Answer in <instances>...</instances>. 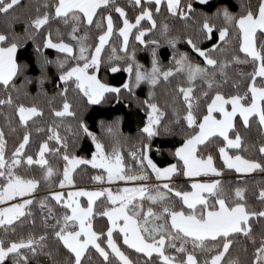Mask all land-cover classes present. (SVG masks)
Returning <instances> with one entry per match:
<instances>
[{"label":"snow or ice","instance_id":"1","mask_svg":"<svg viewBox=\"0 0 264 264\" xmlns=\"http://www.w3.org/2000/svg\"><path fill=\"white\" fill-rule=\"evenodd\" d=\"M196 3L208 6V0H127L137 10L130 19L118 0H37L21 33L0 32L6 45L0 46V264H264V207L255 208L240 186L247 175L264 173V0H239L235 13L225 4L198 11ZM21 6L22 0H0V17ZM165 13L183 22V31L158 22ZM27 42L39 75L18 86L28 65L18 63L17 50ZM181 42L202 62L181 51ZM163 45L171 50L167 65ZM46 50H55V58ZM140 51L150 66L137 60ZM49 65L58 73L49 100L53 120L33 128L44 109L14 93L34 79L47 96ZM101 69L127 78L109 83ZM180 76L162 108L155 89ZM142 84L143 100L136 96ZM69 93L84 108L125 96L137 104L144 117L135 142L122 136L116 117L99 122L106 143ZM56 96L62 104L53 107ZM253 126L258 144L245 135ZM33 133L40 139L33 141ZM177 134L182 142L170 150L171 162L158 164L156 139ZM83 138L93 146L89 156L73 150ZM80 166L92 173L85 186L75 176ZM257 189L254 199L264 205V184ZM98 221L104 223L97 227ZM241 240L245 246L233 255Z\"/></svg>","mask_w":264,"mask_h":264},{"label":"trees","instance_id":"2","mask_svg":"<svg viewBox=\"0 0 264 264\" xmlns=\"http://www.w3.org/2000/svg\"><path fill=\"white\" fill-rule=\"evenodd\" d=\"M37 0H22V6L16 8L8 18L0 17V32H5L10 34L12 31L21 33L23 31V23L27 21L30 14H34L32 11V7L35 5ZM118 2L126 7V12L129 15L130 19H134V15L137 14V10L133 5H128L127 0H118ZM255 2V0H253ZM225 4L228 6L229 10L232 12L239 11V0H208L207 7H201L199 3H196L194 6L198 11L208 12L211 13L215 11V9L220 5ZM163 11V8H162ZM12 17H17L18 19L15 20L14 23L9 24L6 23V20H11ZM158 22L163 21L170 25L173 32H180L183 31V22L179 20H173L170 17H167V14L156 17ZM217 24H222L221 20L216 21ZM53 28L57 27V25H53ZM6 46V45H0ZM202 46L208 47L209 45L205 42ZM178 48L181 51H187L190 53V56L194 57L197 62H202V58L196 57L194 53H191V50L181 42L178 44ZM171 50L166 46L163 45L160 49V56L162 62L167 65L168 57L170 55ZM46 54L49 56L50 59H54L56 56L55 50H46ZM17 57L18 63H24L28 65V68L18 77L15 79V83L20 86L21 82L25 79V77H36L39 75V67L36 63L35 51L31 42H27L23 48L17 50ZM137 60L143 63L145 66H150V57L147 51H140L137 53ZM250 70V69H249ZM99 75L109 83L117 84L118 82H122L123 79L127 78V74L120 72L117 74H111L104 69H101ZM57 70L55 65L48 66V77L49 79L44 83V90L47 92V96L39 94L37 90V84L33 79L31 83L24 85L20 88L19 93H14V96H19V102L25 103L26 105H30L32 103L38 104L40 107L44 109V116L36 120L33 124V128L36 125L41 127H45L48 123H51L53 120L52 114L49 110V100L55 94V87L54 85L57 83ZM183 80V77H176L175 79L171 80L168 83L161 82L159 87L155 89L157 103L162 107H166V102L170 100L169 92L175 88L178 81ZM148 92V86L146 84H142L140 87L136 89V96L139 99L143 100L146 98ZM75 94L69 93L70 100H73L74 106L76 107L78 112H83V115L86 119V122L89 124L92 131H94L97 136L101 137L107 143L106 134L100 128V121H105V123L111 122L116 117H119V131L123 137H129L128 143L135 142V138L137 136V130L141 126V120L144 117V113L140 110L139 106L135 103H129V100L125 96L122 98L121 102L117 103L114 100L108 103H104L101 105H92L84 108V101L79 99H74ZM62 104L61 99L56 96L54 100H52V106L56 107ZM3 111L11 113V109L5 108ZM170 118V116H169ZM18 119V117H17ZM65 124H71L73 127L76 125V121L67 118L64 120ZM3 124V119L0 117V125ZM7 132V129L5 128ZM247 138V142L249 144H258L259 143V130L253 126L252 130L245 134ZM15 137H9L8 140V147L12 148L13 142ZM40 136L38 134L33 133V141L39 140ZM182 142V136L177 134L175 136L169 137H160L156 139V145L161 148V152L157 154L155 151L152 153V158L158 163L161 164L162 162H171V156L169 155L170 150H174L175 146H178L179 143ZM35 150V144L33 145V149L30 151ZM77 155L80 156H89L91 150H93V146L91 144L90 139L83 138L78 142V145L73 149ZM127 151V149H125ZM249 155L255 156L256 153L254 150L249 151ZM55 163V161H54ZM222 163V162H218ZM62 167V164H61ZM90 166H80V169L75 173L77 178V182L81 186H85L88 183V175L92 174L89 171ZM225 180H234V175L225 174L223 177ZM259 184H264V173L256 172L253 174H249L244 177V181L240 186H244L247 188V198L249 202L257 209L264 207V205L259 204L258 201L254 199V194L257 193V186ZM235 186V185H233ZM103 221L97 222V227L102 225ZM39 231V229H36ZM256 232L258 233L261 231V226L257 225ZM245 246V241L241 240L240 244L237 245V248L233 249L232 254L236 255L239 249H242ZM249 252H251V248L249 247ZM240 256L242 259H247V256L241 251ZM43 260V257H41Z\"/></svg>","mask_w":264,"mask_h":264}]
</instances>
